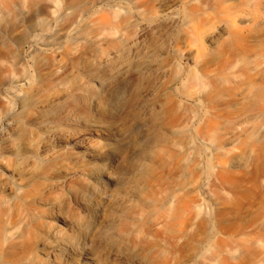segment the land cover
<instances>
[{
    "label": "rangeland",
    "instance_id": "374dc122",
    "mask_svg": "<svg viewBox=\"0 0 264 264\" xmlns=\"http://www.w3.org/2000/svg\"><path fill=\"white\" fill-rule=\"evenodd\" d=\"M27 1L0 0L20 14L17 57L0 56V134H10L0 139V264L26 253L32 219L54 231L35 256L60 264L56 244L89 214V171L103 165L97 221L151 242L149 264H264V0H35L44 28L29 27ZM145 51L124 107L88 116V98L101 102L114 69ZM16 126L25 134L11 135ZM50 129L88 134L91 147H65L51 167L40 148ZM95 248L84 243L77 261L103 259Z\"/></svg>",
    "mask_w": 264,
    "mask_h": 264
},
{
    "label": "bare ground",
    "instance_id": "6f19581e",
    "mask_svg": "<svg viewBox=\"0 0 264 264\" xmlns=\"http://www.w3.org/2000/svg\"><path fill=\"white\" fill-rule=\"evenodd\" d=\"M27 3V0H22V6L25 7ZM29 5L31 13L29 19L27 20L29 27L40 26L41 28H44L45 21L42 19H36L35 17L38 12L35 0H31ZM18 15H20L18 10L11 5L8 6L4 12L0 11V56L5 54H15V52H12L11 44L13 41L18 42L12 35L17 25V22L14 19H16ZM145 20L148 22L145 25V29L156 31V25H154L153 22H149L151 21V18H145ZM225 29L226 25L221 24L217 31L212 32L208 36V41L214 42L217 34ZM189 32L192 35V28ZM109 52L108 58H111L112 55L114 58H116L120 56L121 50L114 48ZM143 53L144 55L138 57L137 63L135 65L124 62L114 69L112 77L118 79V81L115 84L110 85L108 95L101 102L99 101V96L97 93H93L91 97L88 98L86 109V114L88 116H92L93 112L91 109L95 107H99L101 112L106 114H115L124 107L128 101L126 89L127 87H130L132 83L129 78H126V76L132 71L138 72V74L142 73L145 63L151 57L148 51ZM13 56H16V54ZM186 57L190 60L192 59V48L188 50ZM96 82H98L100 87L107 85L98 79H96ZM57 87V83L48 84L45 88V92L50 93ZM49 107L50 104L43 103L40 110L44 112L47 111ZM46 126L47 128H51V126L48 124H46ZM49 131H51L49 137L41 143L40 148L42 155L45 156L47 160L52 161L51 167H53V162L60 157L63 148L72 147L77 150H83L91 147V144L86 139L88 134L66 133L61 131H53L52 129ZM24 134V128L21 126H16L13 128L11 135L22 136ZM8 136H10V134L1 132L0 139H5ZM137 143L138 141L135 140L134 144ZM123 149V143H118L114 146L112 145L108 155L111 156L113 153L115 154V152L121 151ZM106 171L107 169L105 165L91 168L89 171V175L92 178L93 183L86 186L87 193L84 202L85 207L89 210V214L87 216L74 215L70 219L72 225L75 227L74 231L56 244L58 256L62 260L60 264H81L77 261L74 253L79 248H81L84 243H87L91 250L96 249L95 247L100 245L104 251L105 257L101 260L87 257V261L83 264H149V262L147 260L146 262L145 258L141 255L144 250H148L147 246L150 245L151 242L148 243L147 241L139 243L138 238L131 235L127 225H124L119 230H115L112 223H106L105 221L100 223L97 221L96 214L102 210H100L99 205L97 202H94L92 198L94 195L100 196L103 193L101 184L106 182L105 179L108 178ZM18 188H21V185H19ZM4 203L5 200H0V207ZM104 222L106 224H104ZM30 227V235L32 236L31 242L24 241L22 245L26 248V253L15 255L13 258L14 264H43L35 256V250L38 243H51V238L53 237L54 231L52 228L46 227V225H44L42 222L36 221L35 219L30 221ZM10 259L12 258L8 257L6 261Z\"/></svg>",
    "mask_w": 264,
    "mask_h": 264
}]
</instances>
